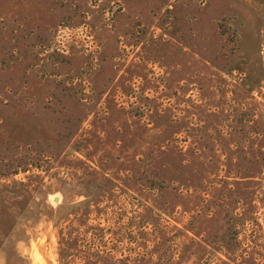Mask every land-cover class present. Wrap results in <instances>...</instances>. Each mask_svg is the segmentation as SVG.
Listing matches in <instances>:
<instances>
[{"label": "rangeland", "instance_id": "obj_1", "mask_svg": "<svg viewBox=\"0 0 264 264\" xmlns=\"http://www.w3.org/2000/svg\"><path fill=\"white\" fill-rule=\"evenodd\" d=\"M0 264H264V0H0Z\"/></svg>", "mask_w": 264, "mask_h": 264}]
</instances>
